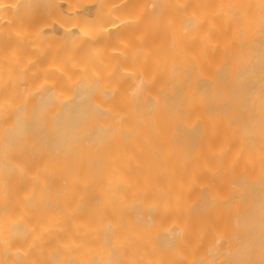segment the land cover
<instances>
[{"label":"bare ground","instance_id":"6f19581e","mask_svg":"<svg viewBox=\"0 0 264 264\" xmlns=\"http://www.w3.org/2000/svg\"><path fill=\"white\" fill-rule=\"evenodd\" d=\"M0 264H264V0H0Z\"/></svg>","mask_w":264,"mask_h":264}]
</instances>
